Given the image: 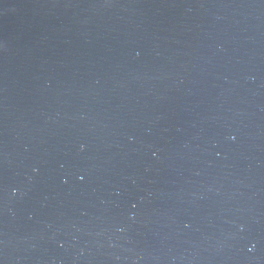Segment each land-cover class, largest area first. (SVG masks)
Listing matches in <instances>:
<instances>
[{
	"label": "water",
	"instance_id": "1",
	"mask_svg": "<svg viewBox=\"0 0 264 264\" xmlns=\"http://www.w3.org/2000/svg\"><path fill=\"white\" fill-rule=\"evenodd\" d=\"M0 264H264V0H0Z\"/></svg>",
	"mask_w": 264,
	"mask_h": 264
}]
</instances>
